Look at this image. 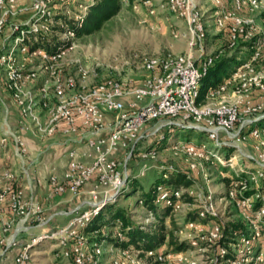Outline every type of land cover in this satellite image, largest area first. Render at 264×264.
I'll return each instance as SVG.
<instances>
[{"label": "built area", "instance_id": "built-area-1", "mask_svg": "<svg viewBox=\"0 0 264 264\" xmlns=\"http://www.w3.org/2000/svg\"><path fill=\"white\" fill-rule=\"evenodd\" d=\"M86 1L91 0H31L23 7L20 0H0V81L20 115L30 119L40 137L61 131L78 140L77 132L87 130L86 142L94 152L93 160L84 162L71 149L63 174H50L48 197L78 194L91 183L88 197L71 209L58 211L71 216L67 223L30 236L14 254L13 263L28 264L32 245L49 236L58 239L70 264H101L105 244L97 238L109 233H104L105 226L89 233L85 227L131 181L132 174L125 166L140 149L139 142L147 140L150 145L156 136L164 139V130L183 127L204 132L213 147L189 140L170 144V150L183 156L192 184L171 189L158 183L156 191L157 202L171 206L176 233L179 240L188 241L189 248L174 252L110 244L109 264H264V126H258L264 120V24L252 15L264 11V0H229L230 7L223 0H212L217 6L211 17L220 30L218 35H225L228 49L248 51L249 56L220 82L209 85L203 95L202 78L215 60L204 45L206 9L201 8L200 0L158 1L163 11L186 22L189 40L182 53L148 57L143 63L148 75L136 85L113 77L88 84V72L81 62L64 59L75 39L66 49L31 47L40 32L49 34V28L61 26L53 18L55 14L78 18V11H86ZM171 33L174 38L179 36L175 29ZM59 34L61 39H73L71 31ZM10 137L15 155L23 159L26 146L11 130L0 136V144L7 145ZM122 152L120 160L117 155ZM216 168L228 182L223 197L240 217L236 227L221 220L214 204L210 183ZM173 169V165L163 167L162 180ZM24 172L28 175L27 169ZM185 205L189 206L186 211ZM48 220L38 200L24 198L14 171L4 169L0 180V264H10V248L20 245L21 233L30 235L32 227L42 229ZM111 229L112 237L123 239L119 223ZM184 230L186 236L180 237Z\"/></svg>", "mask_w": 264, "mask_h": 264}, {"label": "rangeland", "instance_id": "rangeland-1", "mask_svg": "<svg viewBox=\"0 0 264 264\" xmlns=\"http://www.w3.org/2000/svg\"><path fill=\"white\" fill-rule=\"evenodd\" d=\"M146 0H126L122 2L117 14L107 20L99 30L82 35L74 40L73 48L65 53V61L79 60L88 72V84H94L105 78L113 77L121 80L129 85H136L143 82L148 75L143 68L144 61L151 56L160 57L169 53H182L187 47L189 40V31L186 22L177 17L175 14L163 11L158 6L159 0H150V3H144ZM227 7H230L229 0H223ZM31 0H20V5L28 7ZM201 8L204 12V25L207 31V38L204 45L208 54L212 53L214 63L228 56H236L230 63L232 67L235 63L247 59L249 52L244 51L238 53L235 49H228L225 42V35L218 33L220 30L215 26L214 19L211 15L214 8L217 7L212 0H200ZM154 8V13H150V9ZM262 9L254 11L253 16L258 17V21L264 24V11ZM73 11V10H72ZM29 13V12H28ZM71 15H75L71 12ZM172 29L177 30L179 36H172ZM52 34V28L47 30ZM54 34V33H53ZM60 36V34H58ZM61 37V36H60ZM11 43V41H10ZM229 67L220 69L214 78H222L225 71ZM0 68V75H3ZM3 88L0 85V97H4ZM1 103V100H0ZM259 127L264 126V120L258 124ZM164 139L159 140L158 136L154 137L149 145V141H140L132 157L126 164V170L132 174V181H129L123 192L117 197L116 202L108 205L98 217L103 220L108 217L116 208H123L132 218L140 224L154 221V216L138 203L137 200L142 197L154 183L159 180L162 174V168L166 165L186 170V163L180 154H175L169 149V145L177 141H192L194 143H205L207 146L213 147V141L209 140L204 132L194 129L172 127L164 130ZM249 141H253L250 136ZM150 141V142H151ZM154 147V150L151 148ZM239 161H242L239 152H235ZM124 153L117 155V158L123 159ZM163 166V167H162ZM224 170V168H219ZM217 168L213 170L210 189L213 192L214 204L221 216V220L227 224L228 222L239 223L240 217L233 209L230 200L225 195L228 182H225ZM223 180V182H222ZM195 190V187H192ZM198 191V190H196ZM200 191V188H199ZM161 208L163 203L159 205ZM189 206L185 205L184 211ZM166 226H170L169 219ZM117 228V224L114 226ZM57 228V227H56ZM55 229V228H54ZM53 228H44L43 230H35L32 234L21 233L20 245L10 248V257L14 256L22 244L25 243L30 236L51 232ZM104 233H113L109 227L103 229ZM184 230L179 234L180 237L186 236ZM94 233H92V236ZM103 254L100 257L101 264H109L111 260V252L113 246L105 244L102 246ZM31 257L28 264H70L62 254V249L58 244L56 237L44 236L37 244L30 248ZM166 245L161 250H166ZM10 258V264H14Z\"/></svg>", "mask_w": 264, "mask_h": 264}, {"label": "trees", "instance_id": "trees-1", "mask_svg": "<svg viewBox=\"0 0 264 264\" xmlns=\"http://www.w3.org/2000/svg\"><path fill=\"white\" fill-rule=\"evenodd\" d=\"M86 11H78V18L68 17L64 14L57 13L53 16L55 21H60L61 26H52V34L39 33L37 40H32L31 47H43L47 51H53L55 49H66L71 42L85 34L93 33L101 28V26L113 17L119 11L121 7V0H91L86 1ZM71 31L73 33V39H61L58 34ZM226 41V40H225ZM236 58V56H228L222 58L218 62L214 63L208 69L206 75L201 81V95H203L205 89L209 85H215L226 77L233 68L237 65L230 66V63ZM229 67L222 78L211 79L221 69ZM132 181V180H131ZM133 182V181H132ZM158 183L163 184L166 188L180 189L192 184L191 177L185 170L174 167L169 171L168 177L162 180L161 175L159 180L138 200L142 201V206L152 213L154 221H151L145 226L137 223L130 214H128L123 208H116L108 217L103 220H98L101 212L113 202L105 205V207L88 222L85 227L86 232H91L101 227L112 228L119 223L120 230L123 232V239L117 240L111 236V233L97 238L98 241H103L104 244H112L116 247H131L139 249H161L166 245V248L174 252L184 251L189 248V243L186 240H179L176 233L178 229L175 224L174 217L172 216L171 206L165 205L163 202H157L158 192L156 191V185ZM185 200H190L189 197H184ZM137 200V201H138ZM163 203L161 208L159 205ZM169 219L170 226H166V221ZM227 226L236 227V224L228 222Z\"/></svg>", "mask_w": 264, "mask_h": 264}, {"label": "crops", "instance_id": "crops-1", "mask_svg": "<svg viewBox=\"0 0 264 264\" xmlns=\"http://www.w3.org/2000/svg\"><path fill=\"white\" fill-rule=\"evenodd\" d=\"M3 88L4 97H0V136L9 129L19 136L24 142L27 152L23 159L15 155L12 138L7 145L0 144V180L4 169L10 168L16 174V183L23 190L24 198L38 200L49 219L44 228H56L67 223L69 216L57 214L60 210L71 209L78 202L87 199V190L91 183L85 185L78 194L65 192L48 197V177L54 173L61 176L67 169L68 151L75 149L77 158L84 162L93 160L94 152L87 144L89 137L87 130H79L75 136L56 131L50 137H40L33 131L30 119L23 118L14 102L10 92ZM109 117V116H108ZM84 137L80 138L79 137ZM89 155H86V154ZM117 154H115L116 156ZM27 169L28 175L24 172ZM32 227L31 234L35 230H43ZM22 242V240H21ZM9 258L10 254H9ZM13 259V256L12 258Z\"/></svg>", "mask_w": 264, "mask_h": 264}]
</instances>
